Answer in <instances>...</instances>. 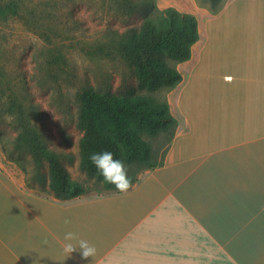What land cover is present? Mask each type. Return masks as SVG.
<instances>
[{"label": "crops", "instance_id": "0c3cea01", "mask_svg": "<svg viewBox=\"0 0 264 264\" xmlns=\"http://www.w3.org/2000/svg\"><path fill=\"white\" fill-rule=\"evenodd\" d=\"M188 12L199 39L165 100L175 132L127 192L59 198L0 145V264H264V0ZM66 231L96 256L68 257Z\"/></svg>", "mask_w": 264, "mask_h": 264}, {"label": "rangeland", "instance_id": "374dc122", "mask_svg": "<svg viewBox=\"0 0 264 264\" xmlns=\"http://www.w3.org/2000/svg\"><path fill=\"white\" fill-rule=\"evenodd\" d=\"M201 1L0 0V145L6 161L19 160L31 182L37 176L47 187L48 161L39 164L29 149L17 147L21 134H33L59 155L83 194L116 189L81 167V95L92 89L165 101L170 88L139 87L122 43L148 16L168 7L188 12ZM145 138L154 150L150 161L159 162L169 134ZM143 166H130V176H138Z\"/></svg>", "mask_w": 264, "mask_h": 264}, {"label": "trees", "instance_id": "16d2710c", "mask_svg": "<svg viewBox=\"0 0 264 264\" xmlns=\"http://www.w3.org/2000/svg\"><path fill=\"white\" fill-rule=\"evenodd\" d=\"M211 2L217 10L222 0ZM198 39L197 17L168 7L158 16H148L139 29H132L122 43L121 52L133 65L140 88L151 91L171 88L182 80V74L170 65L169 59L176 62L188 60ZM81 100V167L89 176L104 180L89 159L91 154L102 151H110L114 158L123 161L132 184L138 176H130V166L145 165L141 168L142 172L159 163L150 161L154 150L145 136L161 132L168 133L169 139L173 136L177 120L167 101L141 94L107 95L92 89L86 90ZM17 147L29 149L39 164L48 161L49 185L57 197L67 198L84 193L83 187L72 180L59 155L42 144L36 135L21 134Z\"/></svg>", "mask_w": 264, "mask_h": 264}, {"label": "clouds", "instance_id": "9594fccd", "mask_svg": "<svg viewBox=\"0 0 264 264\" xmlns=\"http://www.w3.org/2000/svg\"><path fill=\"white\" fill-rule=\"evenodd\" d=\"M104 181L112 184L119 192H127L133 185L131 178L123 161L114 158L110 151L93 153L89 157ZM69 224L70 220H65ZM63 252L71 257L73 253H78L82 260H89L97 254L95 244L79 236L73 231H66L63 236Z\"/></svg>", "mask_w": 264, "mask_h": 264}]
</instances>
